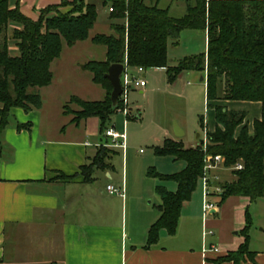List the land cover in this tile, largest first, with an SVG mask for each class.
Listing matches in <instances>:
<instances>
[{
  "label": "trees",
  "instance_id": "1",
  "mask_svg": "<svg viewBox=\"0 0 264 264\" xmlns=\"http://www.w3.org/2000/svg\"><path fill=\"white\" fill-rule=\"evenodd\" d=\"M184 1L185 14L171 17L167 9L148 5L144 0H103L104 4L110 3L109 18L114 21L109 33L96 34L91 40L105 47V60H90L85 69L90 71L92 81L105 90V96L85 100L72 95L63 106L65 114L73 115L71 123L95 116L103 132L121 107L120 101L116 106L110 101L112 87L104 76L110 64L126 60L130 67L166 68L169 82L183 70L206 72V100L213 111L214 129L207 131L206 141L195 147H184L170 139L154 147L157 156L183 161L184 167L169 174L153 169L146 172L161 181L175 182L176 189L155 187L161 200L160 215L148 228L145 248L157 241L160 229L174 233L182 203L190 199L203 174L204 157L221 156L223 167L231 169L234 176L232 181L220 184L218 205L230 196H244L250 201L264 196V0ZM19 2L15 0L11 7L10 0H0V135L11 108L30 111L41 107L38 89L51 84V62L60 56L63 43L70 47L87 39L97 17L95 4L86 0H61L38 9L35 19L21 12ZM185 29L204 32L207 49L169 66L168 41L177 45ZM217 101L259 102L261 116L253 120L250 130L244 111L229 110ZM71 103L79 109L69 111ZM106 151L109 150L99 148L93 163L81 167L85 176L93 166L109 167L104 162ZM237 163L241 169H233ZM245 220L243 243L237 250L217 257L213 264L253 259L254 253L248 250L251 217L247 208Z\"/></svg>",
  "mask_w": 264,
  "mask_h": 264
},
{
  "label": "crops",
  "instance_id": "2",
  "mask_svg": "<svg viewBox=\"0 0 264 264\" xmlns=\"http://www.w3.org/2000/svg\"><path fill=\"white\" fill-rule=\"evenodd\" d=\"M60 2L61 0H20L19 7L23 14L35 19L38 9ZM144 2L167 9L171 17H178L177 13L184 15L186 12L184 0ZM34 10L36 12H32ZM111 24L112 22L108 24L109 32ZM186 30L192 29L182 32ZM202 33L206 51V35ZM169 44L178 45H172L170 40ZM178 60L170 59L169 66L175 65ZM135 67L128 65L131 72L135 71ZM143 69L140 77L144 79L146 71ZM153 69L165 72L168 86H173L178 78L187 77V71H191L183 70L173 82H169L166 68ZM200 80L206 85L204 77ZM146 85L145 81L144 86L131 85L129 89L144 93ZM50 86L52 83L43 88ZM99 87L103 98L105 90ZM41 98L42 105L39 109L25 111L20 107L11 108L7 126L0 135V264H213L217 257L237 250L243 243L241 230L245 226L246 208L251 217L248 250L254 256L252 260L246 258L238 264H264V224L259 225L260 235L256 239L259 244L251 245L253 215H258L257 210H264V196L255 201L244 196H230L221 205L217 204V211L204 213L201 179L190 199L182 203L174 233H168L165 228L160 229L157 241L145 248L148 228L159 217L161 204L160 200V203L152 207L151 200L147 202V199L152 192L156 193L157 185H163L168 190L170 188L164 183L146 181L145 178L150 176L146 174L149 166L144 161L129 163L126 138L124 148L105 146L110 143V138L104 136V131L100 132L99 119L95 116L82 119L78 124L71 123L73 115L65 114V103L59 102L62 105L61 114L71 117L65 125L45 130V100L42 95ZM215 103L229 110L244 111L250 130L253 120L261 116L259 102ZM112 116L107 128L116 130ZM133 116L131 118L128 113L126 119H139L141 113L135 112ZM51 122L45 124L49 125ZM27 123L29 126L23 125ZM201 126L205 137L207 131L214 129V115L210 127L205 126L203 118ZM179 129L182 134L176 136L174 127H163L161 139L156 142L159 144L155 146H161L166 139L181 142L184 147H195L202 141L200 134H197L196 138L200 142L185 146V132L180 127ZM99 148L109 150L104 156V162L109 167L101 169L93 166L89 175L85 176L81 167H88L93 163ZM118 150L121 151L119 173L112 175L111 171H115L114 157ZM219 168L209 171L212 183L214 175H222ZM97 173L104 175V181ZM131 174L134 179L132 183ZM226 179L228 182L234 179L231 172ZM174 184L175 190L176 183ZM107 185L122 190L123 195L109 194L106 191ZM211 190V199L218 202V195ZM156 195L158 196L157 193ZM211 246L216 247L217 251L209 250ZM220 264L234 263L223 261Z\"/></svg>",
  "mask_w": 264,
  "mask_h": 264
},
{
  "label": "rangeland",
  "instance_id": "3",
  "mask_svg": "<svg viewBox=\"0 0 264 264\" xmlns=\"http://www.w3.org/2000/svg\"><path fill=\"white\" fill-rule=\"evenodd\" d=\"M86 1L95 4L97 10V19L89 31L88 38L78 41L70 47L63 43L60 56L54 59L50 65L53 75L52 86L38 89L39 94L45 100L43 114V128L45 130L48 127L52 128V126H63L68 122L71 115L61 114V104L66 103L70 96L76 95L86 100H97L101 99L103 95L102 89L91 81V73L84 68V65L89 60L104 59L105 47L92 42L91 38L99 33H108V24L114 20L109 18L110 3L104 4L103 0ZM14 2L15 0H10V3L14 4ZM182 14L177 13V16ZM203 52H205L203 33L199 30H186L180 34L177 46L168 45V60L174 61L184 56ZM145 71L144 79L147 85L144 93L129 89L127 94L129 116L134 118V113L140 112L141 117L127 120L126 114L117 111L112 116V122L115 123L116 130L125 132L129 163H140L142 160L148 164L147 170L153 169L161 174L177 172L184 166V162L173 160L167 156H157L154 153V147L159 144L156 142L161 139V129L163 127L173 129L174 124H177L185 132L183 136L185 146L198 144L200 139L203 143L205 142L200 120L203 118L205 126L209 127L213 120V113L207 108L206 85L204 81L200 80L201 77H206V72L187 71V77L178 78L173 86H168L165 72L153 68H146ZM59 102L62 103L59 105ZM77 109L79 107L76 103L69 104V111L74 112ZM10 119H13L12 116ZM48 121L52 122L46 125ZM197 134H200V139L196 138ZM120 160L121 151L118 150V154L114 157L115 171H111L112 175H115L116 172L119 173ZM230 170L220 167L218 171L222 175L217 173L218 178L214 180L213 185L219 188L220 184L228 182L226 178L227 176L229 178ZM97 174L104 181V175L102 173ZM93 175H96L95 172ZM145 179L150 183H164L170 190L175 188V182L172 181L161 182L158 178L151 176ZM133 180L131 174L130 183ZM152 193V197L150 196L147 202L151 200L150 206L153 207L158 202L160 203V199L156 193ZM257 211L258 215L256 213L253 215V227L251 229V245L253 246L259 244L256 240L257 235H260L259 225L264 224L262 218L264 217V210Z\"/></svg>",
  "mask_w": 264,
  "mask_h": 264
},
{
  "label": "built area",
  "instance_id": "4",
  "mask_svg": "<svg viewBox=\"0 0 264 264\" xmlns=\"http://www.w3.org/2000/svg\"><path fill=\"white\" fill-rule=\"evenodd\" d=\"M112 9L109 8V11ZM123 64V71L120 75V84H121V93L118 97V101L121 103V107L117 110L120 112H123L124 114H128L127 109V94L129 91V88L131 85L135 86H144L145 81L142 77H140V74L143 72L142 66L135 67V71L131 72L128 68L126 60L122 63ZM104 136L110 138V143L105 144V146L108 147H115V148H124L125 147V133H119L114 128L108 127L104 130ZM206 141V135L205 139ZM223 158L221 156L215 155L214 157H204V166H203V174L201 176L202 181V188H203V211L204 213H209L211 211H217L218 205L217 202L213 201L211 199V196L213 195L212 190L214 193L219 192L220 189L217 186H214L211 182V179L209 178V171L212 169H215L217 167H223ZM242 165L240 163H237L233 166V169H241ZM218 177L216 175L213 176V180H216ZM106 191L109 194H117V195H123V191L115 188L113 185H107ZM209 250L217 251L216 247L211 246Z\"/></svg>",
  "mask_w": 264,
  "mask_h": 264
},
{
  "label": "water",
  "instance_id": "5",
  "mask_svg": "<svg viewBox=\"0 0 264 264\" xmlns=\"http://www.w3.org/2000/svg\"><path fill=\"white\" fill-rule=\"evenodd\" d=\"M122 71H123L122 63H113L109 65L104 75L109 80L112 87L110 93V101L113 106H116L118 97L121 93L120 75ZM200 79H202V77ZM179 130H180L179 127L174 124V133L176 136H180L182 134V132Z\"/></svg>",
  "mask_w": 264,
  "mask_h": 264
}]
</instances>
